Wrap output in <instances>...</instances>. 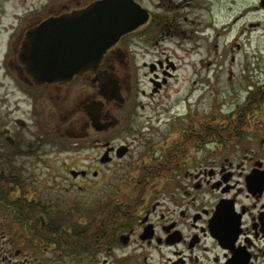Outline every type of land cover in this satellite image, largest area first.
I'll return each mask as SVG.
<instances>
[{
	"label": "flooded vegetation",
	"instance_id": "1",
	"mask_svg": "<svg viewBox=\"0 0 264 264\" xmlns=\"http://www.w3.org/2000/svg\"><path fill=\"white\" fill-rule=\"evenodd\" d=\"M134 1L148 21L69 81L37 84L18 61L41 20L13 43L0 264H264V0ZM142 80L152 99L186 94L154 117ZM209 92L233 98L204 110Z\"/></svg>",
	"mask_w": 264,
	"mask_h": 264
},
{
	"label": "water",
	"instance_id": "2",
	"mask_svg": "<svg viewBox=\"0 0 264 264\" xmlns=\"http://www.w3.org/2000/svg\"><path fill=\"white\" fill-rule=\"evenodd\" d=\"M148 19V11L134 0H97L28 29L18 61L37 84L69 81L95 71L110 48ZM102 94L108 101H123L117 82L106 81Z\"/></svg>",
	"mask_w": 264,
	"mask_h": 264
},
{
	"label": "rangeland",
	"instance_id": "3",
	"mask_svg": "<svg viewBox=\"0 0 264 264\" xmlns=\"http://www.w3.org/2000/svg\"><path fill=\"white\" fill-rule=\"evenodd\" d=\"M73 1L77 0H0V118L5 117V115H19V112L16 111V98L12 96L7 98L4 94L6 93L5 85L7 83L4 74L5 72L13 70V67L10 65L15 57L13 43L22 30L24 31L29 24L38 20H43L48 15L63 10ZM262 48L264 49V44H262ZM244 62V60L237 61L235 65L236 74L242 71L240 64H244ZM141 82L140 90H145L148 94L147 97H141V100L147 105L149 102L153 101V108H151V110L155 109V112L152 114L154 117H157L158 113L164 112V109L161 108L163 105H175V103L179 102L186 94L180 82L170 88L168 91L169 94L163 92L160 96L157 95L152 99L149 97L150 85L143 80ZM172 83L174 84V81H172ZM227 94L226 96L223 92L219 94L218 92H209L205 96V102L202 105L203 109L207 110L209 99L214 100L217 96L221 99L233 98L231 92ZM167 96H171V98ZM246 96L247 92H240L239 96H236V98L239 97L240 100H243Z\"/></svg>",
	"mask_w": 264,
	"mask_h": 264
},
{
	"label": "trees",
	"instance_id": "4",
	"mask_svg": "<svg viewBox=\"0 0 264 264\" xmlns=\"http://www.w3.org/2000/svg\"><path fill=\"white\" fill-rule=\"evenodd\" d=\"M49 16V15H48ZM260 95H259V93L258 92H252V94L250 95V97H249V99H248V102L250 101V100H252V101H254L256 104H258L259 103V101H260V97H259ZM241 110V108H239L236 112H238V114L241 112L240 111Z\"/></svg>",
	"mask_w": 264,
	"mask_h": 264
}]
</instances>
